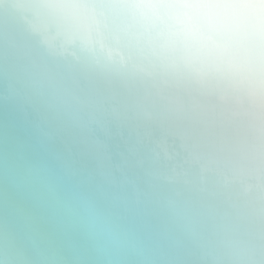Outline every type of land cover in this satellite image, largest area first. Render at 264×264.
Returning a JSON list of instances; mask_svg holds the SVG:
<instances>
[{
    "label": "clouds",
    "instance_id": "9594fccd",
    "mask_svg": "<svg viewBox=\"0 0 264 264\" xmlns=\"http://www.w3.org/2000/svg\"><path fill=\"white\" fill-rule=\"evenodd\" d=\"M0 264H264V0H0Z\"/></svg>",
    "mask_w": 264,
    "mask_h": 264
}]
</instances>
